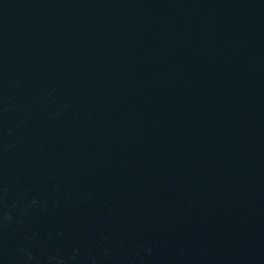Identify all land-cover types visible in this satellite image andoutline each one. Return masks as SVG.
Segmentation results:
<instances>
[{
    "label": "water",
    "instance_id": "1",
    "mask_svg": "<svg viewBox=\"0 0 264 264\" xmlns=\"http://www.w3.org/2000/svg\"><path fill=\"white\" fill-rule=\"evenodd\" d=\"M0 264H264V0H0Z\"/></svg>",
    "mask_w": 264,
    "mask_h": 264
}]
</instances>
